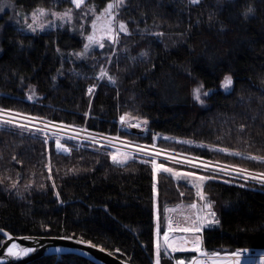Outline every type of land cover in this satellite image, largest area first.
I'll return each mask as SVG.
<instances>
[{
  "label": "trees",
  "instance_id": "1",
  "mask_svg": "<svg viewBox=\"0 0 264 264\" xmlns=\"http://www.w3.org/2000/svg\"><path fill=\"white\" fill-rule=\"evenodd\" d=\"M10 1L25 12L68 6ZM91 1L96 9L109 2ZM117 13L128 34L89 57H74L87 25L83 34H30L0 17V108L264 173V159L251 158H264V0H124ZM101 67L115 84L97 79ZM225 76L233 80L226 90ZM200 84L210 93L203 104L193 98ZM124 114L145 118L146 134L122 128ZM2 123L0 228L13 235H72L132 264H154L155 225L162 231L170 207L200 201L192 184L163 171L156 174L155 200V159L210 178L203 192L220 223L202 229L204 251H264V185L135 152L113 163L112 147L88 140L64 138L67 153L48 133ZM192 256L161 254L160 261ZM27 264L95 263L65 253Z\"/></svg>",
  "mask_w": 264,
  "mask_h": 264
},
{
  "label": "snow or ice",
  "instance_id": "2",
  "mask_svg": "<svg viewBox=\"0 0 264 264\" xmlns=\"http://www.w3.org/2000/svg\"><path fill=\"white\" fill-rule=\"evenodd\" d=\"M71 5L73 7L65 9L63 12H56L54 10L45 9L43 7H37L34 9L29 15L31 17V23L27 22V15L25 17V26L26 28L35 33L38 30H44L46 27H56V21H59V27H64L65 25H71L74 20V11L76 9H80L84 4L85 0H70ZM124 3V0H109V2L106 4V6L100 10L99 14L96 13L95 5L90 6L84 13V16H87L89 12L92 13V15L95 17L92 20V32L85 36L86 43L83 45V50L81 52L74 53L77 57H83L88 52L89 49L92 48L93 45H99V47L103 48L104 44L102 40L104 37H107L109 40H111L113 43H115L119 39V33H125L128 34L129 29L126 25V23L122 20H118L117 16L118 13L116 12V9ZM191 3L196 4L199 3V0H191ZM252 11V9H248L247 12L244 13L245 17L247 18L248 14ZM48 15H51L52 20L47 21L45 20V17ZM84 25L81 24V34H83ZM59 48L57 49V52H59ZM142 56L146 55V53H141ZM111 59V58H109ZM131 59L135 60V57H131ZM107 77L108 81L115 84L116 79L114 76H111L108 74V72L105 70L104 67H101L100 72L98 73L97 79H103ZM55 79V77H53ZM233 84V80L231 76H225L224 80L222 81L221 87L228 88ZM94 86L89 87L88 92L91 94L93 92ZM203 84L198 85L196 88L193 89V98L196 102L203 104L204 101L201 99V96H207L210 93L209 92H202ZM32 97L29 96V99ZM2 111V110H0ZM127 115V114H126ZM125 116H121L120 120L121 122H125ZM6 123L11 124L12 121H6ZM144 123H147L146 121ZM56 147L58 150L68 151V149L64 148V145L60 143L59 138H57ZM222 151H228L227 149H222ZM239 153H237L238 155ZM252 159H264V158H257V157H251ZM113 163H123L122 160H118L116 155L112 156ZM191 163V161H189ZM207 167V165L205 166ZM152 170H153V194L155 199L156 189L157 185L155 183V175L158 170H161L163 172L167 173H173L174 176L177 178L180 177H195L197 181H199L198 184H194L193 186L197 188L196 195L200 198V200L204 201L202 209L200 210L203 212V214H197L195 219H191L190 226H186L182 229H179V231H182L184 233H189L194 235V239L191 241L185 239L182 241H173L169 237V232L176 231V229L172 228L171 221L168 225V231L164 232V244L167 246L165 248V252H167L168 248H170L173 252L176 251H183V245L191 243L193 245L192 251L197 252L200 254L199 258H193L190 262V264H239V252L229 254L225 257L224 261L220 260L218 253H207L206 251H202L200 245L202 243L199 233L201 230L207 226L211 225H217L220 223V221L216 218V213L212 210L213 209V202L207 200L204 192H203V185L205 181L210 179L206 176H195V173L187 172V173H181V172H174L171 168L164 167L163 164H157L155 159L152 160ZM220 171H226L225 169H220ZM238 173L246 172L247 170L244 169H237ZM49 179H51V175H49ZM245 181L251 179L253 181H257L261 183V185H264V174L261 175H253L248 174L244 176ZM55 185H53L54 187ZM12 187L15 188L16 184L13 182ZM191 207L195 208L196 205L193 204ZM206 210V211H204ZM167 211V209H166ZM0 232H3V229H0ZM5 235H7L5 233ZM78 243H84L83 240L78 241ZM94 246V245H92ZM160 244L157 242L156 244V264H161L160 261ZM35 251L33 248H20L16 244H12L10 247H8L7 252L10 256H27L29 253ZM59 251V249H57ZM119 251V249H117ZM235 258V259H233ZM176 264H185L184 260H177ZM264 264V262H262Z\"/></svg>",
  "mask_w": 264,
  "mask_h": 264
},
{
  "label": "rangeland",
  "instance_id": "3",
  "mask_svg": "<svg viewBox=\"0 0 264 264\" xmlns=\"http://www.w3.org/2000/svg\"><path fill=\"white\" fill-rule=\"evenodd\" d=\"M61 1H66L68 3V6H64V7H61L59 9H57L56 7L45 8V9L54 10L56 12H63L65 9L73 7V5H71V3H70V0H60L59 2H61ZM92 5H94V3L91 0H85V4L80 9H76L74 11V20H73L71 25H65L64 27H59L58 25H59L60 22L56 21V25H57L56 27H46L44 30H38L35 33L29 31L26 28V26H25V17H26V15H27V22L28 23L32 22L31 21V17H30L29 14L34 9L32 11H29V12L20 11L19 9H17L15 7V5L10 0H0V17L4 16L5 19L7 20L6 22H9V24L14 25L15 27L19 28L23 32L30 33V34H37V33H40V32H44V31H47V30H53V29H62V30L65 29L67 31H73L74 29H76V30H80L81 31V24H83L84 27L87 25V31H86L85 34H83L84 43H86L85 36H87L88 34H90L92 32L91 25H92V20L95 17L92 15L91 12H89L87 16H84V13ZM120 6L116 9V12H118V9L120 8ZM95 8H96V6H95ZM103 8L96 9V13L99 14L100 10H102ZM45 20L51 21L52 20L51 15H48L47 17H45ZM120 34H123V33H119V35ZM105 41H111V40H109L107 37H104V39L102 40L103 44H104ZM99 49H101V47H99V45H93L92 48L89 49V52L83 57H86V56L89 57V56L94 54V52H96ZM82 50H83V47L78 52H81ZM74 57H77V56L74 55ZM223 89L226 90L227 88H223ZM94 90H95V87H94L93 91ZM202 92H204V91L202 90ZM203 97H204V95L201 96L202 100H203ZM34 98H35V96H32L31 99H34ZM0 110H2V111H0V124H3L2 122H4L6 124V121L11 120L12 123L15 124V125H19V126L30 128L31 130H34L35 132L38 131V132L48 133V134H44V135H47V138L55 139L54 147L56 149H57V147H56L57 138H59L60 143L63 144L64 148H66V149H67V146L61 141L64 138H66V139L67 138L77 139L78 141H83V140L91 141L90 139L86 138V137H89V136H90L89 138H95V137H93L94 135H92L91 133H90V135L86 134V132H88V131L85 128H83V127H71V126H66V125L58 124V123H46V124H44V123H40V122H36L35 121V120H42V119H39V118H35V117H32V116H28V115L27 116L25 115L24 118H20L18 116L13 115L12 112L6 111V110H4L2 108H0ZM122 116L126 117L125 118V122H123V123L119 119V123H120V126L122 128L127 129V130H132L133 132H138L139 131L141 134H146L145 128H146L147 123H144V122L145 121L147 122V120L145 118H141L139 116H130L128 114L127 115L124 114ZM17 119H20V120L16 122ZM43 121H47V120H43ZM48 122H50V121H48ZM98 138H100V137H98ZM158 138L159 137L156 136V137H154L153 140H157ZM162 138H164V137H162ZM95 141H93V142H95ZM96 143H100V144H103V145L107 144L106 146L112 147L115 151L111 152V156L116 155L117 159L118 160H122L123 162L131 157V154H129V152H134V151H137V150L146 151L145 148L141 147V146H144V145L133 144L134 142L131 143V142L119 139V138H115V137H111L110 139L100 138V140L96 141ZM148 151H150V150H148ZM68 152L69 151H67V153ZM183 155L186 156V157H189L191 159L195 158L193 156H188L186 154H183ZM166 157L171 159V161H174L176 163H181L182 162V163L189 164L186 161V159H184V157H183V159H182V157H177V156L175 157V156H171V155H168ZM155 161H156L157 164H163L164 167L173 169L174 172H181V173L192 172V173H195L193 171L182 170V169H180L179 166H175V165H171V164H167V163L166 164L165 163H160L157 160H155ZM208 161L211 162L210 164H207L208 167H209L210 172H217V173L222 174V175L235 177V178H239V179H242V180H245L244 176L248 175V174H253V175L264 174V173H261V172H254V171H251V170H247L244 167H236L234 165L221 164V163L213 162V161H210V160H208ZM193 164H197V162L193 161ZM199 164H201V163H199ZM220 169H225L226 171H220ZM237 169H244V170H247V171L238 173L236 171ZM159 171H161V170H158L157 172H159ZM157 172H156V174H157ZM169 174H171L175 179L186 180L187 182L191 183L192 185L199 183V181H197L195 179V177H180V178H177L176 176L173 175V173H169ZM195 176H202V175L195 173ZM155 181H156V175H155ZM247 181L261 184V183H259L257 181H253L251 179H249ZM195 189L197 190L196 187H195ZM203 203H204V201H202V200L192 203L191 205H193V204L196 205L195 208H193V207H191V205H187V204L181 205V206H179V205L173 206L172 207L173 209H176L178 206L180 207L179 208L180 210L177 209L176 212L180 211L183 214L184 220H183V217H182V220H180V222H178L177 218L173 219V217H174L173 214L174 213L169 212V214L166 216L165 224H167V223H169L171 221V225H172L173 229H175V227H177L179 229L181 227V229H182V228H184L186 226H190L191 219H195V217H196V215L198 213L199 214H203V212L200 211L202 209ZM173 209H172V211H173ZM204 211H206V210H204ZM154 216L156 218L155 206H154ZM189 218H191V219H189ZM176 231H178V230H176ZM160 232L161 231H160L159 227L157 225H155V229H154V259H153V263L154 264H156V259H157V255H156V244H157V242H159L160 246H162V239H161V236H160ZM186 234H187V237L189 238V240H192V239L195 238L193 234H189V233H186ZM200 234H201V232L199 233V235ZM200 238H201V235H200ZM200 247H201V245H200ZM165 248L166 247L164 246L163 247V251H160V254H164V256L167 257V258L170 257V256H173L175 253H186V252H191L192 255L194 256V251H192V248H193L192 244H191V248L187 247L185 250H183L181 252L180 251L179 252H177V251L173 252L171 249H168L167 252H165ZM201 249H202V247H201ZM160 250H161V247H160ZM202 251H203V249H202ZM237 252H239V254H240L239 255V264L243 263L244 259H246L244 257V255H252V254H250V252H246V251H245V253L241 254V252L238 251V250H236V251H234L232 253H237ZM232 253H218V254H219L220 260L224 261L225 257L228 256L229 254H232ZM261 254H264V251H262ZM233 259H235V258H233ZM176 261H177V259L174 258L173 264H176ZM262 262H264V255H257L256 264H262ZM245 263L247 264L248 261L245 260Z\"/></svg>",
  "mask_w": 264,
  "mask_h": 264
},
{
  "label": "water",
  "instance_id": "4",
  "mask_svg": "<svg viewBox=\"0 0 264 264\" xmlns=\"http://www.w3.org/2000/svg\"><path fill=\"white\" fill-rule=\"evenodd\" d=\"M0 235L3 237L0 243V264H27L43 256L65 253L82 256L95 264H132L90 240L72 235H13L5 229L0 232ZM80 240H83L84 243H78ZM12 244H16L20 248H33L35 251L27 256H10L7 249Z\"/></svg>",
  "mask_w": 264,
  "mask_h": 264
},
{
  "label": "built area",
  "instance_id": "5",
  "mask_svg": "<svg viewBox=\"0 0 264 264\" xmlns=\"http://www.w3.org/2000/svg\"><path fill=\"white\" fill-rule=\"evenodd\" d=\"M13 113V112H12ZM13 115H15V116H18V117H20V118H24L25 116H23V115H20V114H15V113H13ZM31 119V118H30ZM20 119H17L16 120V122L17 121H19ZM36 122H40V123H44V124H46V123H53V122H48V121H43V120H35ZM90 133L92 134V135H94L93 137H95V138H89V137H86L87 139H90L91 141H99L100 140V138H105V139H110L111 137H109V136H103V135H100V134H96V133H92V132H86V134H88V135H90ZM98 137H100V138H98ZM95 141V142H96ZM106 141V140H105ZM126 141V140H125ZM128 142H130V141H128ZM131 143H133V142H131ZM133 144H138V143H133ZM107 145V144H106ZM141 145H143V144H141ZM141 147H143V148H145L146 149V151H141V150H137V151H134L135 153H139V154H144V155H147V156H151V157H154V158H157V159H160V160H164V161H168V162H172V163H175V164H180V165H187V166H189V167H193V168H197V169H200V170H205V171H210L209 170V167H208V165L207 164H210L211 162H209L208 160H206V159H202V158H198V157H195V158H193V159H191V158H189V157H186V156H184L182 153H177V152H170L169 150H164V149H160V148H155V147H152V146H147V145H144V146H141ZM148 150H150V151H148ZM163 150V151H162ZM168 155H171V156H177V157H182V159H183V157H184V159H186V161L189 163V161H191V163H189V164H186V163H176V162H174V161H171V159H169V158H167L166 156H168ZM189 156V155H188ZM194 157V156H193ZM193 161L194 162H197V164H193ZM199 163H201V164H199ZM207 165V167H205ZM204 251V250H203ZM238 251H240L241 252V254H243V253H245V250H238ZM199 256H200V254L199 253H197V252H194V256L188 261V262H185V264H190V262H191V260L195 257V258H199ZM244 257L246 258H253V259H256V255H244ZM254 264H256V263H254Z\"/></svg>",
  "mask_w": 264,
  "mask_h": 264
},
{
  "label": "crops",
  "instance_id": "6",
  "mask_svg": "<svg viewBox=\"0 0 264 264\" xmlns=\"http://www.w3.org/2000/svg\"><path fill=\"white\" fill-rule=\"evenodd\" d=\"M191 184V183H190ZM179 206H181V205H179ZM177 207L176 209H173L172 207H170L169 209H168V214H169V212H171V213H174L173 214V219H175V218H177L178 219V222H180V220H182V217H183V214L180 212V211H177L176 212V210L177 209H179L180 207ZM172 209H173V211H172ZM180 210V209H179ZM156 211H157V209H156ZM183 220H184V217H183ZM157 225V224H156ZM168 225H169V223H167V224H165V227L162 229V231L160 232V236H161V239H162V246H161V250L160 251H163V247L165 246V247H167L165 244H164V232L165 231H168ZM175 229L176 230H178V231H172V232H169V237H170V239L171 240H173V241H177V242H179V241H182V240H185V239H187V240H189V238L187 237V234L186 233H184V232H182V231H179V228H177V227H175ZM180 229H181V227H180ZM189 241H191V240H189ZM187 247H190L191 248V243H188V244H185V245H183V248H184V250L187 248ZM189 248V249H190ZM168 249H170V248H168ZM177 252H179V251H177ZM181 252V251H180ZM247 252V251H246ZM250 254H252V255H264V254H261V253H250ZM245 260H247L248 261V263L247 264H254V263H256V259H253V258H247L246 257V259H244V261H243V263H241V264H246L245 263Z\"/></svg>",
  "mask_w": 264,
  "mask_h": 264
}]
</instances>
